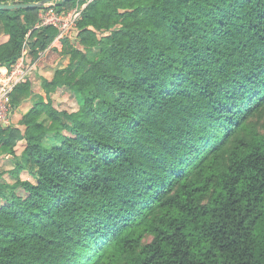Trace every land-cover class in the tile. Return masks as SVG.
<instances>
[{
	"label": "trees",
	"instance_id": "16d2710c",
	"mask_svg": "<svg viewBox=\"0 0 264 264\" xmlns=\"http://www.w3.org/2000/svg\"><path fill=\"white\" fill-rule=\"evenodd\" d=\"M40 8L0 10V67L53 40ZM63 57L77 110L16 120L26 82L0 126V264H264V0H95Z\"/></svg>",
	"mask_w": 264,
	"mask_h": 264
},
{
	"label": "built area",
	"instance_id": "2783aa9c",
	"mask_svg": "<svg viewBox=\"0 0 264 264\" xmlns=\"http://www.w3.org/2000/svg\"><path fill=\"white\" fill-rule=\"evenodd\" d=\"M59 0H50L44 4L38 13V20L34 28L53 27L56 35L43 50H37L36 56L31 58L26 49H23L13 64L9 67H0V126L8 124L10 94L14 88L22 83L33 80L39 61L51 47H57L61 39L74 31L83 12L95 0H74L70 7L58 8ZM28 37V34H27Z\"/></svg>",
	"mask_w": 264,
	"mask_h": 264
},
{
	"label": "rangeland",
	"instance_id": "374dc122",
	"mask_svg": "<svg viewBox=\"0 0 264 264\" xmlns=\"http://www.w3.org/2000/svg\"><path fill=\"white\" fill-rule=\"evenodd\" d=\"M59 64H62V63L60 62ZM37 75H39L38 77H42L41 74H37ZM39 93H41V89H39V88H37V90L33 89L30 99L32 100L33 98H35V99L38 98L40 96ZM49 99H52L55 107H57L59 109H64L68 112H73L78 107V102H77L75 95L72 92H70L69 90H58ZM47 100H48V98H47ZM260 124L261 125H260L259 129H260V131H263L264 127H262V126H264V115L260 121ZM22 146H23V144H19L18 147L16 148V153L18 155H19L20 151L22 150ZM12 168H13V162H12L11 157L1 156L0 157V171H8ZM4 178L10 184H13L15 181V179L12 176L7 175V174H5ZM21 178L22 179H29L28 175L24 172L21 173ZM150 239H151L150 237H147L144 241L148 242Z\"/></svg>",
	"mask_w": 264,
	"mask_h": 264
},
{
	"label": "crops",
	"instance_id": "0c3cea01",
	"mask_svg": "<svg viewBox=\"0 0 264 264\" xmlns=\"http://www.w3.org/2000/svg\"><path fill=\"white\" fill-rule=\"evenodd\" d=\"M7 40V36H5L3 33H2V27L0 25V43L1 42H4ZM58 49L61 48V43L60 44H57V47ZM62 63V64H59V63ZM68 62V57H63L61 58L60 60H58L54 65L52 66H38V68L36 69L35 71V74L33 75V80L32 82L30 81L31 83V90L33 91V89L37 90V88L41 89V93L40 94V98H33L32 100L29 98L23 100L18 108H17V111H18V116L16 118V120L18 119L19 115H21L22 113H25L26 111H28V109L31 108V106L33 105V103L37 100V99H42L44 101H47V98L49 99L52 95H54V93L58 90H68L66 89L65 87H62V88H58L55 92H52V93H47L43 87H42V83L45 79L47 80H50L53 76V73L55 71L56 68L58 67H62V66H65ZM59 64V65H58ZM37 74H41L42 77H38L39 75ZM52 100V99H50ZM53 102V101H52ZM77 110V109H76Z\"/></svg>",
	"mask_w": 264,
	"mask_h": 264
},
{
	"label": "water",
	"instance_id": "95a60500",
	"mask_svg": "<svg viewBox=\"0 0 264 264\" xmlns=\"http://www.w3.org/2000/svg\"><path fill=\"white\" fill-rule=\"evenodd\" d=\"M50 0H41L35 3H0V10H12V9H28L42 7ZM67 1V0H62Z\"/></svg>",
	"mask_w": 264,
	"mask_h": 264
}]
</instances>
